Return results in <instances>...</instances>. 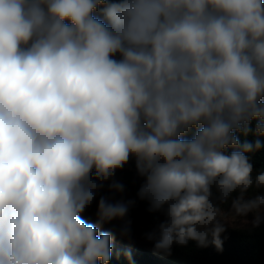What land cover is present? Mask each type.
Segmentation results:
<instances>
[{"label": "clouds", "instance_id": "obj_1", "mask_svg": "<svg viewBox=\"0 0 264 264\" xmlns=\"http://www.w3.org/2000/svg\"><path fill=\"white\" fill-rule=\"evenodd\" d=\"M261 138L264 0H0V264H110L130 160L156 252L222 249ZM233 206L264 222V191Z\"/></svg>", "mask_w": 264, "mask_h": 264}, {"label": "trees", "instance_id": "obj_2", "mask_svg": "<svg viewBox=\"0 0 264 264\" xmlns=\"http://www.w3.org/2000/svg\"><path fill=\"white\" fill-rule=\"evenodd\" d=\"M247 139L252 140L254 137L250 135ZM249 157L254 171L264 170V149L249 154ZM130 169L131 172L124 180V195L136 201L130 211L136 210L146 214V201L137 197L143 180L137 174L134 160H130ZM83 218L88 222L95 221L86 213H83ZM221 239L223 245L219 250L211 244L200 247L196 242L190 241L186 246L174 244L171 254L166 255L155 250L147 252L140 245L118 237L113 243L110 264H264V226L251 229L226 228ZM126 253H130V258Z\"/></svg>", "mask_w": 264, "mask_h": 264}, {"label": "rangeland", "instance_id": "obj_3", "mask_svg": "<svg viewBox=\"0 0 264 264\" xmlns=\"http://www.w3.org/2000/svg\"><path fill=\"white\" fill-rule=\"evenodd\" d=\"M130 169V162L124 167V169L117 171L115 179L121 181L124 184V180L128 177ZM259 191L255 188H250L247 191L234 192L231 197L227 198L223 202H218V219L226 223L227 229H251L254 228L251 225V221L254 219L253 215L249 213L246 217L240 214L233 206L234 199H247L257 194ZM102 194H108L105 190ZM125 194V193H124ZM123 194L124 199H129ZM119 198V197H117ZM148 205V202L146 201ZM149 209V205H148ZM96 203L94 202L85 213L95 219ZM128 219L131 220V236L125 238L129 242L140 245L147 252H153V242L146 238V233H149L156 229L158 224L164 220V216L160 213H152L148 210V213L144 214L141 211L132 210L129 212ZM115 223V222H114ZM259 226H264V222H261ZM258 226V227H259Z\"/></svg>", "mask_w": 264, "mask_h": 264}]
</instances>
